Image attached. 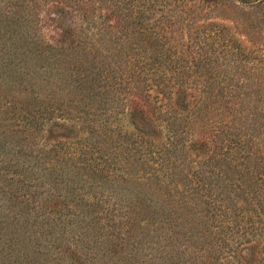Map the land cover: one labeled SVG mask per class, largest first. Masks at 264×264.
Segmentation results:
<instances>
[{"label": "rangeland", "instance_id": "1", "mask_svg": "<svg viewBox=\"0 0 264 264\" xmlns=\"http://www.w3.org/2000/svg\"><path fill=\"white\" fill-rule=\"evenodd\" d=\"M165 1L160 73V0H0V264H264V2ZM126 6L130 118L83 53ZM160 90L195 100L179 136Z\"/></svg>", "mask_w": 264, "mask_h": 264}, {"label": "trees", "instance_id": "2", "mask_svg": "<svg viewBox=\"0 0 264 264\" xmlns=\"http://www.w3.org/2000/svg\"><path fill=\"white\" fill-rule=\"evenodd\" d=\"M208 1V0H206ZM245 3H256V2H264V0H239ZM170 4L165 0H160V30H157L156 32H153L155 34V38H151L149 41L150 46V58L152 59L151 62H158V65L160 63V73H164L165 66H167V62H163L162 57L164 56V52L174 48L176 43H178L177 36H174V32L178 31V25L179 20L177 16L171 13V10L169 9ZM118 8H120L118 6ZM135 7L133 6H126L123 8L124 14L123 17L120 19L119 22L114 23H108L106 26H101L100 28L96 29V32L93 35V41L87 42L85 40L84 47H83V53L85 54V63L91 62H98L99 66L102 71L101 77L108 78L109 76L115 77V80L117 81V84L119 86V94H122L121 98V104L123 113L127 115L128 118H130V115H132L131 108L132 106V98L131 94L133 93L132 90V82H131V76H129L125 72L124 67L119 62L118 57L120 53H123V56L127 50V47L131 46L132 38L130 39V35L128 34L131 32L130 25L132 23V17H139V11L136 10V15L134 12ZM121 9V8H120ZM147 10H151V7L147 8ZM142 25V24H140ZM208 26L215 25V29L212 31L209 29V35L202 36L203 40L200 42L201 49L204 45V48L208 45V41L214 42L215 38L214 36H218L221 31H219V28H222L223 26L219 23H208ZM141 31L143 32L145 27L142 25ZM173 33V36H172ZM143 35H139V41L136 42L135 39L133 40V44H135L138 48L146 49V47L143 46V40L141 39ZM95 37V38H94ZM216 44V43H215ZM165 50V51H164ZM205 52H208L206 50ZM170 57V56H169ZM209 57V56H208ZM167 59L168 57L165 56ZM206 59H210L205 57ZM171 61V60H170ZM173 61V60H172ZM171 61V62H172ZM107 62V64H106ZM109 62H112L109 67L106 68V66L109 64ZM169 62V63H171ZM95 66V64L93 65ZM158 68V67H155ZM152 69V68H151ZM156 71V69L154 70ZM111 72V74H110ZM108 76V77H107ZM102 85L105 86L103 83ZM101 85V86H102ZM109 85V84H108ZM116 84H110V87H113ZM103 87V86H102ZM117 87V86H115ZM118 89V87H117ZM179 91V90H178ZM195 100H188L187 95H183V93L175 92L173 93V96L165 95L160 90V134H164V139H166V135L168 133H171L172 136L178 135V131H184V123H187L186 116L182 114L184 110L187 108L189 104L193 105ZM142 109L139 110V112ZM180 110V111H179ZM169 139V137L167 138ZM183 139V138H182ZM187 141V140H185ZM180 142V141H178ZM177 141H175V145L178 144ZM189 143L181 144L185 145L189 149H194L195 142L193 139L189 138L187 141ZM164 145L173 146L172 142L163 141ZM176 147H174L175 149ZM197 149V148H196ZM175 158V157H174ZM171 170V177L175 173ZM188 178V177H187ZM172 179V178H171ZM175 183H177V177L174 179ZM181 186L182 182L179 180L177 183ZM180 188V187H179ZM185 188V185H184ZM178 193V192H176ZM198 200L200 198L198 197ZM195 203V202H194ZM206 203V202H205Z\"/></svg>", "mask_w": 264, "mask_h": 264}]
</instances>
